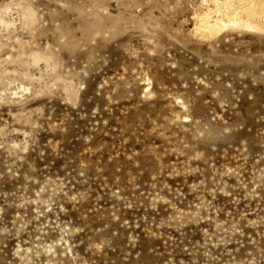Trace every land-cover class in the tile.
I'll return each mask as SVG.
<instances>
[{
  "label": "rangeland",
  "instance_id": "1",
  "mask_svg": "<svg viewBox=\"0 0 264 264\" xmlns=\"http://www.w3.org/2000/svg\"><path fill=\"white\" fill-rule=\"evenodd\" d=\"M212 0H0V264H264V30Z\"/></svg>",
  "mask_w": 264,
  "mask_h": 264
},
{
  "label": "bare ground",
  "instance_id": "2",
  "mask_svg": "<svg viewBox=\"0 0 264 264\" xmlns=\"http://www.w3.org/2000/svg\"><path fill=\"white\" fill-rule=\"evenodd\" d=\"M196 26L208 37L228 26L264 30V0H212Z\"/></svg>",
  "mask_w": 264,
  "mask_h": 264
}]
</instances>
